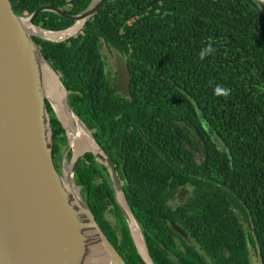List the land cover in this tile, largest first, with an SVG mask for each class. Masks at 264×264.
<instances>
[{
    "label": "trees",
    "instance_id": "1",
    "mask_svg": "<svg viewBox=\"0 0 264 264\" xmlns=\"http://www.w3.org/2000/svg\"><path fill=\"white\" fill-rule=\"evenodd\" d=\"M92 1L11 3L19 16L44 6L77 15ZM74 22L52 11L34 19L50 31ZM34 39L69 92L73 110L113 162L154 264H251L252 250L264 264L263 2L107 0L76 36ZM209 44L213 51L201 59ZM104 45L128 63L130 96L116 90ZM217 86L229 94L216 95ZM47 106L53 156L61 158L67 133ZM66 156L70 160L72 152ZM75 181L126 262L147 264L110 174L92 152L79 161ZM187 186L185 201L175 203Z\"/></svg>",
    "mask_w": 264,
    "mask_h": 264
},
{
    "label": "water",
    "instance_id": "2",
    "mask_svg": "<svg viewBox=\"0 0 264 264\" xmlns=\"http://www.w3.org/2000/svg\"><path fill=\"white\" fill-rule=\"evenodd\" d=\"M106 1L93 0L77 15H69L56 7L44 6L29 16H19L15 13L11 0H0V264H128L97 222L76 184V168L86 152H92L108 168L116 199L138 252L147 264H154L143 232L127 204L113 162L73 110L69 92L61 79L67 92V114L69 117L74 115L83 123L102 154L86 150L75 156L73 150L67 173L66 170L59 172V165L55 163L51 115L47 103L65 128L68 144L72 146L68 128L44 94L40 64H51L34 37L61 42L76 36L78 32L65 39L55 40L30 34L25 26V20L28 19L32 25L39 27L34 24L37 14L52 11L70 17L75 21L74 24L83 19L84 27ZM259 1L264 3V0ZM73 25L51 32H63ZM102 51L109 67L116 70V90L130 96L128 63L113 48L104 45ZM51 68L53 69L52 66ZM178 89L199 107L186 89L179 86ZM198 109L203 117L202 110ZM119 191L122 192L125 205L119 198ZM183 195L184 193L181 198ZM237 214L240 216L239 211ZM132 219L141 231L150 260L144 256L138 245ZM172 228L186 238V234L177 224H172Z\"/></svg>",
    "mask_w": 264,
    "mask_h": 264
},
{
    "label": "bare ground",
    "instance_id": "3",
    "mask_svg": "<svg viewBox=\"0 0 264 264\" xmlns=\"http://www.w3.org/2000/svg\"><path fill=\"white\" fill-rule=\"evenodd\" d=\"M83 24H84V20L80 19L69 30L63 32H51V31H46L39 27H35L30 23L28 19L25 20L26 29L30 34L33 33L44 38L55 39V40H62L69 37L72 34L79 32L82 29ZM40 65H41L40 77H41V83L43 86L44 94L50 99L60 119L68 128L70 135V142L73 150L75 151V156L81 154L86 150H93L97 153L102 154L101 150L96 145L91 133L83 125V123L80 120H78L77 117H75L74 115H72L73 117L72 116L69 117V115L67 114L65 110V98L67 96V92L60 81L59 74H57L51 68V66L47 65L46 63H41ZM67 172H68V168H66V173ZM119 198L121 202L125 205V200L123 198L121 191H119ZM132 221H133V232L138 242V245L144 256L148 260H150L147 254L145 244L143 242L141 231L133 219Z\"/></svg>",
    "mask_w": 264,
    "mask_h": 264
},
{
    "label": "flooded vegetation",
    "instance_id": "4",
    "mask_svg": "<svg viewBox=\"0 0 264 264\" xmlns=\"http://www.w3.org/2000/svg\"><path fill=\"white\" fill-rule=\"evenodd\" d=\"M116 78H117V76H116ZM117 80V79H116ZM194 156H195V158L197 159V161H201V153H200V151L198 150V149H194ZM60 156H55L54 157V159H55V163H57L58 165H59V172H61L62 170H61V165H60V158H59ZM99 163H101V162H99ZM101 164H103V163H101ZM104 165V164H103ZM107 168V167H106ZM107 170H108V168H107ZM115 170H116V168H115ZM108 172H109V170H108ZM117 172V171H116ZM109 174H110V172H109ZM117 175H118V173H117ZM110 177H111V175H110ZM118 177H119V175H118ZM120 179V178H119ZM121 182V181H120ZM122 184V183H121ZM191 191V188H190V186H187V187H185V188H183V189H181L177 194H176V196L173 198V201L175 202V203H183L184 201H185V199L187 198V196H188V194H189V192ZM182 193H184V195H183V197L181 198V195H182ZM181 235V234H180ZM185 238V237H184ZM185 239H187L189 242H190V239L186 236V238ZM253 260V259H252ZM252 264H253V262H252Z\"/></svg>",
    "mask_w": 264,
    "mask_h": 264
},
{
    "label": "rangeland",
    "instance_id": "5",
    "mask_svg": "<svg viewBox=\"0 0 264 264\" xmlns=\"http://www.w3.org/2000/svg\"><path fill=\"white\" fill-rule=\"evenodd\" d=\"M68 151H71L72 154H73V148L70 147L69 144H68V148L63 149V151L61 152L62 154H61V158H60V165H61V170L63 172L70 165V160L66 156V154H67ZM245 228H248L247 227V224H245ZM252 259H253L252 260L253 264H260L259 258L256 255V253L254 252V250H252Z\"/></svg>",
    "mask_w": 264,
    "mask_h": 264
},
{
    "label": "clouds",
    "instance_id": "6",
    "mask_svg": "<svg viewBox=\"0 0 264 264\" xmlns=\"http://www.w3.org/2000/svg\"><path fill=\"white\" fill-rule=\"evenodd\" d=\"M213 51L212 47H211V44H209V46L207 47V49L205 50H202L200 52V58L201 59H204L206 57V55L210 54L211 52ZM214 92L216 95H224V96H227L229 94V90L226 89V88H223L221 86H217L215 89H214Z\"/></svg>",
    "mask_w": 264,
    "mask_h": 264
}]
</instances>
